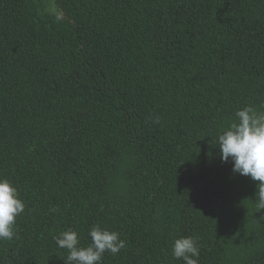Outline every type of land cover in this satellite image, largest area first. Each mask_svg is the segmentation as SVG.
Masks as SVG:
<instances>
[{
	"label": "trees",
	"instance_id": "1",
	"mask_svg": "<svg viewBox=\"0 0 264 264\" xmlns=\"http://www.w3.org/2000/svg\"><path fill=\"white\" fill-rule=\"evenodd\" d=\"M0 0V178L25 210L0 264H66L99 225L101 264H264L258 181L223 162L238 109L264 111V0Z\"/></svg>",
	"mask_w": 264,
	"mask_h": 264
},
{
	"label": "clouds",
	"instance_id": "2",
	"mask_svg": "<svg viewBox=\"0 0 264 264\" xmlns=\"http://www.w3.org/2000/svg\"><path fill=\"white\" fill-rule=\"evenodd\" d=\"M236 121L218 134L223 162H233V172L249 176L258 181L256 204L264 209V111L248 105L235 113ZM25 210L16 187L6 178H0V241H11L15 237L16 218ZM91 244L79 246L78 233L67 229L54 237L57 246L68 250L66 264H101L105 252L113 256L126 247L120 234L93 226L89 231ZM173 259L183 260L184 264H198L199 247L191 237H179L171 246Z\"/></svg>",
	"mask_w": 264,
	"mask_h": 264
},
{
	"label": "rangeland",
	"instance_id": "3",
	"mask_svg": "<svg viewBox=\"0 0 264 264\" xmlns=\"http://www.w3.org/2000/svg\"><path fill=\"white\" fill-rule=\"evenodd\" d=\"M50 7H51L53 10L58 11L57 5L54 3L53 0L50 1Z\"/></svg>",
	"mask_w": 264,
	"mask_h": 264
}]
</instances>
